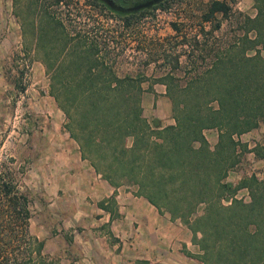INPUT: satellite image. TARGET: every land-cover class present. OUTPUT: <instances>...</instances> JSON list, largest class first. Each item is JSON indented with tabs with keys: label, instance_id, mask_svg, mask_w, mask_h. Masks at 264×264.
Instances as JSON below:
<instances>
[{
	"label": "trees",
	"instance_id": "trees-1",
	"mask_svg": "<svg viewBox=\"0 0 264 264\" xmlns=\"http://www.w3.org/2000/svg\"><path fill=\"white\" fill-rule=\"evenodd\" d=\"M230 7L226 0H209L200 19ZM143 12L118 14L98 40H63L65 56L48 64L49 92L66 116L69 135L81 157L110 184L135 186L158 211L181 220L201 250V264H264V180L255 173L234 184L225 179L239 153L248 149L239 134L264 120V11L258 7L253 16L241 14L243 28L233 39L184 34L187 58H179L185 48L173 55L163 49L157 74L142 71L148 60L141 57L130 60L134 73H118L125 59L122 38L136 34ZM45 13L40 37L47 39L52 31L62 40L61 22ZM170 25L179 30L174 21ZM213 26L218 29L219 20ZM144 80L149 88L164 84L172 123L142 114ZM209 127L217 130L213 147L204 134ZM250 149L262 154L256 146ZM240 186L248 187V201L231 196ZM30 201L17 172L0 160V264H53L42 250L43 238L29 230Z\"/></svg>",
	"mask_w": 264,
	"mask_h": 264
},
{
	"label": "rangeland",
	"instance_id": "rangeland-1",
	"mask_svg": "<svg viewBox=\"0 0 264 264\" xmlns=\"http://www.w3.org/2000/svg\"><path fill=\"white\" fill-rule=\"evenodd\" d=\"M164 1L167 3L164 7L158 4L143 9L134 28L136 34L122 38L125 59L116 70L118 73H134L136 65L130 60L141 57L148 60L142 71L147 76L157 74V64L164 59L163 49L173 50L170 53L173 55L185 48L179 58H187L190 46L181 42L184 34L187 37L188 32L197 31V38L206 36L208 41L218 37L233 39L243 28L241 14L253 16L258 7L264 11V0H226L231 6L227 13H216L207 21H202L200 16L209 0ZM46 11L61 22L64 30L62 38L65 39L60 40L61 34L52 36V31L47 39L40 37L39 24L45 19ZM118 14L126 13H119L108 6L93 5L88 0H60L58 3H53V0H0V160L13 167L19 183L29 190V230L33 234L37 232L43 243L47 238V246L44 248L43 245L42 250L53 264H65V254H68L70 264H90V260L87 255H76V239L82 229L77 221L82 211L76 204H81V200L79 198L75 204L69 205L64 201L60 188L56 187V193L49 191L53 178L57 177L51 166L56 163L64 169L68 168L67 165L68 169H72L78 164L90 170L93 167L87 158L81 157L78 143L69 135L65 125L66 116L49 92L52 67L48 64L53 65L65 56V49L61 47L63 40H98L101 34L104 35L116 24ZM217 20L220 26L214 29ZM171 21L179 27L178 31L171 27ZM200 26L202 31H199ZM59 29L60 26L56 25L55 30ZM137 39L141 41L137 43ZM178 70L181 72L182 69ZM142 86L145 88L141 101L142 114L149 121L158 118L161 124L172 123L164 84L154 82L149 88V82L144 80ZM257 133L259 141L255 146L262 154L256 155L250 149L253 146H247L248 149L240 152L237 162L225 176L232 184L250 173L264 180V136ZM204 134L210 140V143L207 140L209 146L213 147L214 130L205 128ZM130 139L126 137L127 144ZM67 142L72 146L68 153L75 155L76 159L68 164L67 156L61 151ZM51 147L55 149L51 151ZM231 194L244 201L250 199L246 186L238 187ZM200 211L201 206L196 212Z\"/></svg>",
	"mask_w": 264,
	"mask_h": 264
},
{
	"label": "crops",
	"instance_id": "crops-1",
	"mask_svg": "<svg viewBox=\"0 0 264 264\" xmlns=\"http://www.w3.org/2000/svg\"><path fill=\"white\" fill-rule=\"evenodd\" d=\"M208 129L214 130L211 140L214 143L217 130ZM257 132L264 136V120L241 132L239 138L255 148L259 141ZM65 145L61 151L67 156L68 164L76 159L75 155L68 153L71 144L67 142ZM51 149L53 151L55 147ZM58 166L56 163L51 166L57 177L53 180L51 177L49 191L56 193V187L60 188L69 205L75 204L79 198L81 200V204H76L82 211L77 218L82 226L81 233L77 239L74 237L78 241L76 255H87L90 264H201V250L192 239L191 230L178 218L158 211L144 196L135 192L134 187L112 185L94 169L80 164L72 169H68L69 165L67 169ZM34 234L39 236L37 232ZM47 243L45 238L44 248ZM65 258V264H70L68 254Z\"/></svg>",
	"mask_w": 264,
	"mask_h": 264
},
{
	"label": "flooded vegetation",
	"instance_id": "flooded-vegetation-1",
	"mask_svg": "<svg viewBox=\"0 0 264 264\" xmlns=\"http://www.w3.org/2000/svg\"><path fill=\"white\" fill-rule=\"evenodd\" d=\"M96 1L99 5L108 6L119 13L138 14L148 6L158 5L162 0H151V2L149 0H112L113 6L108 5L105 0Z\"/></svg>",
	"mask_w": 264,
	"mask_h": 264
},
{
	"label": "water",
	"instance_id": "water-1",
	"mask_svg": "<svg viewBox=\"0 0 264 264\" xmlns=\"http://www.w3.org/2000/svg\"><path fill=\"white\" fill-rule=\"evenodd\" d=\"M105 1L110 6H113L114 5L113 2H112V0H105ZM149 2H151V0H149Z\"/></svg>",
	"mask_w": 264,
	"mask_h": 264
},
{
	"label": "built area",
	"instance_id": "built-area-1",
	"mask_svg": "<svg viewBox=\"0 0 264 264\" xmlns=\"http://www.w3.org/2000/svg\"><path fill=\"white\" fill-rule=\"evenodd\" d=\"M242 199H244V197ZM229 200H230V197H228V198H222V201L223 202H229Z\"/></svg>",
	"mask_w": 264,
	"mask_h": 264
}]
</instances>
